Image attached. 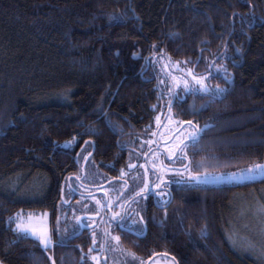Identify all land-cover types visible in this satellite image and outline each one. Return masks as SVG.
<instances>
[{"label":"trees","instance_id":"trees-1","mask_svg":"<svg viewBox=\"0 0 264 264\" xmlns=\"http://www.w3.org/2000/svg\"><path fill=\"white\" fill-rule=\"evenodd\" d=\"M163 60L206 76L210 93L226 91L165 97ZM163 105L162 123L172 115L198 130L194 146H178L193 173L264 161V0H0V263L93 264L82 232L62 246L55 229L45 250L9 218L48 211L56 225L81 149L90 145L99 172L120 176ZM252 195L264 203V180L176 189L143 235H125L126 249L145 264H264L232 226L235 202Z\"/></svg>","mask_w":264,"mask_h":264},{"label":"rangeland","instance_id":"rangeland-1","mask_svg":"<svg viewBox=\"0 0 264 264\" xmlns=\"http://www.w3.org/2000/svg\"><path fill=\"white\" fill-rule=\"evenodd\" d=\"M156 69L160 79V91L162 95L165 94V97L166 95L167 97L170 96V94L173 95L174 92L184 90L185 82L187 83L188 91L190 89H196L204 92L201 84L197 83L198 80H202L203 85L212 91V88L207 82L206 76L195 73V71L192 70L185 62L163 60L161 63L156 65ZM189 72L191 75L187 74ZM162 109L163 110H161L156 118L157 126L162 123L163 117L165 116L164 105ZM176 131L178 132L176 133ZM172 135V146L170 144L164 145V149L167 150V155L169 157L174 155L175 150L183 140L190 138L193 135L197 136L198 130L182 125L181 121L175 119L172 115H169L168 120L160 133L159 140L166 141L165 137L170 136L171 138ZM73 144L74 142H67L64 145L66 147H72ZM159 154L164 158L166 164H176L169 162L162 152ZM79 160L81 163L79 179H74L72 181V179L69 178L62 184L61 191L65 196V200H62L60 203L61 206L56 219V225L55 220H53V216L48 211L26 210L19 212V214L22 216L25 222H27L29 216H31V224L33 226H45L47 228L48 235L52 240L53 246L55 244V229L58 231V233H60L62 238H66L68 234L73 235V233H78L80 229L78 228L77 223L79 221L81 209L86 208L88 205L95 209H101L102 206H104L105 208L113 211L112 215L108 219L109 225L107 226V234L109 232V249L114 254L113 262L117 264H131L130 262L134 260L137 261H135L133 264H140L141 262L123 248L117 246L118 244L116 240L113 239V237L116 235L112 233L113 226H111L110 223L112 220L116 221L121 219V223L126 225L124 228L129 227L142 229L143 232L142 218L145 213L148 198L150 197V192L152 195H154L158 204L164 205L166 202H168L169 188L173 186V183L180 182L184 179L189 184L195 185L211 184L214 186H219L242 184L231 181L228 179V177L234 173H239L245 169L252 168L257 165L255 164L237 170L205 171L195 174L189 169L181 170L166 167L164 161L161 163L159 162L158 164L154 163L151 159L150 165H146L144 163V165H140L138 168H134L133 170L125 169L121 173L120 178L108 179L101 172L96 173L90 168L91 151H84ZM258 164H264V161ZM205 176L208 177L206 181ZM193 177L199 178L202 182L197 183L196 179H193ZM221 177L223 179H221ZM257 180L260 179L257 178L254 181ZM81 181H86L85 183L89 182L90 185H93L95 192H100L103 194L92 197L85 196L84 199L81 198L80 201H76V203L70 202L74 188H76V191L79 192L91 191L90 187L81 184ZM168 181H170V184H167ZM254 181H246L243 183ZM263 204L264 203L260 202L258 197L256 198L253 195L250 196L248 201H245L244 199L237 200L235 202V208L237 209L234 224L232 226L235 233L234 237H237L238 239L237 245H239V247L243 250L249 251L256 255L258 254V256L264 260V256L261 255V251L264 250ZM15 216H13V218ZM57 220H59V224H57ZM97 230H101V226L99 224ZM112 243L115 244V246ZM233 244L236 245V243ZM89 255L91 256L90 259L93 261V264H101V260L98 255H95L91 252H89ZM93 257H95V259H93ZM151 264H173V259L160 257L151 262Z\"/></svg>","mask_w":264,"mask_h":264},{"label":"flooded vegetation","instance_id":"flooded-vegetation-1","mask_svg":"<svg viewBox=\"0 0 264 264\" xmlns=\"http://www.w3.org/2000/svg\"><path fill=\"white\" fill-rule=\"evenodd\" d=\"M164 125H165V123H162V125H159L158 128L156 129V131L154 132V134L153 133L149 134L151 137L145 138L141 145H139L138 147H134L130 150L129 156L127 158V166L125 169L133 170V169H131L133 167V165L136 169L140 165H144V163L146 165H150L151 159L154 163H157V164L159 162L161 163L163 161L165 163L164 158L159 154L161 152L165 155L166 159H168L169 162L176 163L175 165H168L165 163L166 167L174 168V169H181V170L189 169V167H188L189 163L187 161V157L185 156V154L180 152L181 151L180 148H177L175 150L174 155L171 156V158L167 155L168 152H167V150L164 149V145L170 144L172 146L173 135L171 136V138H170V136H168V137L164 136L166 141H160L159 140V136H160V133H161ZM190 127H192V126H190ZM192 128H195V127H192ZM187 139H189V138H187ZM84 151L90 152L91 151L90 145L86 144L84 146V148L81 149L80 153L77 156V161L80 165V168H81V163H80L79 159H80V157ZM90 168L93 170H96V173L97 172L99 173V171L97 169H95V167H94L92 157H91V167ZM80 172H81V169L79 170L78 174L74 175L70 179H72V181L74 179L78 180L80 177ZM104 176H106L108 179H117V178L121 177V175L118 177H111V176H108L105 174H104ZM86 179H89V178H86ZM86 181H81V184H84L87 187H90L91 191L79 192V191H76V188H74L73 192H72V196L70 198V202L76 203V201H80L81 198L84 199L85 196L86 197L87 196L92 197V196L103 194L100 192H95V190L93 189V185H90L89 182L85 183ZM91 182H93V181H91ZM93 183H95V182H93ZM167 184H170V181H168ZM193 186H195V184H189L184 179L180 182L173 183V186H171L169 188L168 202H166V204H164V205L158 204L155 200L156 198L150 192L149 193L150 197L148 198L145 213H144V216L142 218V225H143V232L142 233H137L133 230H130L129 227H127V228L123 227L122 228V227L118 226L119 224H121V221H122L121 219L116 220V221L112 220L110 223L111 226H113L112 233L116 235L115 237H119V243H117L118 244L117 246H119L120 248H123L125 251H127L131 255L135 256L141 262L140 264H145V262H144L145 260H143L139 256L132 254L131 252H129V250L126 249V246L124 243L125 235H127V234H131V235H135V236L143 235L146 231L148 216H149V214L152 215L153 210H155V209L158 210L161 207H164L168 203H170V201L172 199V195L176 189H179L182 187H193ZM62 200H65V196H64L63 192L61 195L60 203L62 202ZM131 201H133V200H131ZM60 203L58 205L59 208H58L57 216H58V213L60 211V206H61ZM150 210H151V212H150ZM112 212L113 211L105 208L104 206H102L101 209L100 208L95 209V208H92L90 205H88V206H86V208L81 209V214L79 215V221L77 223V226L80 229L78 233L82 232V237L87 240V242L91 248V251H93V253L95 255L99 256V258L101 260V264H117V263L113 262L114 254L109 249V242H110L109 232L107 234V226L109 225L108 219L112 215ZM98 224L101 226L100 231L97 230ZM80 225H83V227H80ZM69 233H71V232H69ZM78 233H76V235ZM56 236L58 237V241H61V239H63L64 241H67L73 237V235L68 234V236L66 238H62L60 233H58V231H57ZM113 245L115 246V244H113ZM158 258H160V257H158ZM155 259H157V258H155ZM155 259L147 262L146 264H151V262H153ZM135 261H137V260L131 261L130 263L133 264Z\"/></svg>","mask_w":264,"mask_h":264},{"label":"snow or ice","instance_id":"snow-or-ice-1","mask_svg":"<svg viewBox=\"0 0 264 264\" xmlns=\"http://www.w3.org/2000/svg\"><path fill=\"white\" fill-rule=\"evenodd\" d=\"M188 75H191V73H187ZM224 79L226 81V83H231L230 80H228L227 75L224 76ZM197 83L201 84L203 91L206 94L210 93V90L207 89L204 85L202 80H198ZM184 90L188 91V87H187V83H184ZM226 91V89H216L215 92H211L210 94L212 95H219L222 94ZM193 127H195V125H193ZM190 139L192 140V146H194L198 140L199 137L196 135H193L190 137ZM181 152H183V149H181ZM171 158V157H170ZM134 167V165H133ZM257 178L264 180V164H257L252 168H248L245 169L239 173H234L231 176L228 177L229 180L234 181L236 183H243L246 181H254ZM193 179H196L197 183H201L202 181L197 178V177H193ZM208 179L207 176H205V181ZM221 179H223L221 177ZM31 216H29L28 221L25 222L22 218V216L18 213L14 218L10 217L9 218V223H15V229L14 231L17 232L18 234H20L22 236V238H32L37 240L41 245H43L44 249L47 250L52 246V240L50 238V236L48 235V231L47 228L45 226H33L31 224ZM57 224H59V220H57ZM118 226L120 227H126V225L124 224H119ZM80 227H83V225H80ZM130 230L136 231V232H142V229H135V228H130ZM76 233H73V238L75 237ZM114 240H116L117 243H119V237H113ZM61 245L63 246L66 241H64L63 239H61L60 241ZM91 251V249H90ZM261 255L264 256V250L261 251ZM135 258V257H134ZM93 259H95V257H93ZM173 264H178V262L175 261V258H173Z\"/></svg>","mask_w":264,"mask_h":264},{"label":"water","instance_id":"water-1","mask_svg":"<svg viewBox=\"0 0 264 264\" xmlns=\"http://www.w3.org/2000/svg\"><path fill=\"white\" fill-rule=\"evenodd\" d=\"M135 167H132L131 169H134ZM261 180V179H260ZM257 181H259V180H257ZM254 182H256V181H254ZM243 184V183H242Z\"/></svg>","mask_w":264,"mask_h":264}]
</instances>
